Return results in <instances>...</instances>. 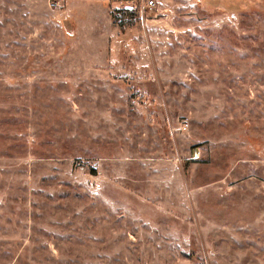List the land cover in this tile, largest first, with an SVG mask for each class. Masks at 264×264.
Listing matches in <instances>:
<instances>
[{
	"label": "rangeland",
	"instance_id": "374dc122",
	"mask_svg": "<svg viewBox=\"0 0 264 264\" xmlns=\"http://www.w3.org/2000/svg\"><path fill=\"white\" fill-rule=\"evenodd\" d=\"M155 1L0 0V264H264V0Z\"/></svg>",
	"mask_w": 264,
	"mask_h": 264
},
{
	"label": "trees",
	"instance_id": "16d2710c",
	"mask_svg": "<svg viewBox=\"0 0 264 264\" xmlns=\"http://www.w3.org/2000/svg\"><path fill=\"white\" fill-rule=\"evenodd\" d=\"M123 13H124V15L121 17V18H124V17H126V15L127 16H129V18L130 19H132V18H134L136 15H135V13L134 12H132L131 10H121ZM124 20L122 19L121 20V23H120V28L121 29H125L126 28V26L127 27H131V25H132V22H123Z\"/></svg>",
	"mask_w": 264,
	"mask_h": 264
},
{
	"label": "built area",
	"instance_id": "2783aa9c",
	"mask_svg": "<svg viewBox=\"0 0 264 264\" xmlns=\"http://www.w3.org/2000/svg\"><path fill=\"white\" fill-rule=\"evenodd\" d=\"M156 6L155 0H143L141 7L144 9H153ZM186 127H184L185 129Z\"/></svg>",
	"mask_w": 264,
	"mask_h": 264
}]
</instances>
